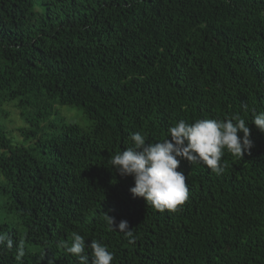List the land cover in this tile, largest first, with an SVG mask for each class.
<instances>
[{"label":"trees","instance_id":"trees-1","mask_svg":"<svg viewBox=\"0 0 264 264\" xmlns=\"http://www.w3.org/2000/svg\"><path fill=\"white\" fill-rule=\"evenodd\" d=\"M11 101L36 143L0 126V233L13 242L0 264H79L62 247L73 232L111 264H264V133L251 121L264 112V0H0V105ZM58 105L87 126L50 120ZM237 116L253 147L225 150L219 175L181 159L188 198L175 211L133 198L111 169L132 133L156 143L180 120Z\"/></svg>","mask_w":264,"mask_h":264},{"label":"clouds","instance_id":"clouds-1","mask_svg":"<svg viewBox=\"0 0 264 264\" xmlns=\"http://www.w3.org/2000/svg\"><path fill=\"white\" fill-rule=\"evenodd\" d=\"M252 123L264 133V112L254 113ZM242 133V135H238ZM170 137V139H168ZM132 146L115 154L109 161L111 169L121 177H131L133 186L129 192L133 198H142L156 210L175 211L188 198L186 177L177 171L180 160L190 165L202 164L217 175L224 171L221 158L227 150L233 157L242 159L253 147L250 129L244 119H197L192 123L178 121L167 130L166 138L156 143H146V137L139 132L130 135ZM111 230L121 232L134 242L132 228L128 221L118 223L114 217L104 214ZM12 240L0 233V245L12 247ZM62 247L79 264H111L114 254L107 246L92 240L87 247L91 250V260L86 254L84 236L73 232L71 244L62 242ZM25 254L21 243L17 249V259Z\"/></svg>","mask_w":264,"mask_h":264},{"label":"rangeland","instance_id":"rangeland-1","mask_svg":"<svg viewBox=\"0 0 264 264\" xmlns=\"http://www.w3.org/2000/svg\"><path fill=\"white\" fill-rule=\"evenodd\" d=\"M21 109L15 105V101L6 102L0 105V126L5 130L7 137L11 139L13 144H33L36 141L33 137H30L27 142L22 138L17 129L25 127L26 122L24 116L21 114ZM60 116H64L66 121H72L79 124L81 127H85L88 124L87 119L83 115L80 109L69 106L58 105L55 108L54 113L50 117V120H55ZM2 219L10 223L12 226L21 230V226L18 225V221L14 219L13 214L3 213Z\"/></svg>","mask_w":264,"mask_h":264}]
</instances>
